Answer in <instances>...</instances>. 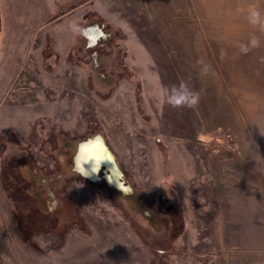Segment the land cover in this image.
<instances>
[{"label":"rangeland","instance_id":"rangeland-1","mask_svg":"<svg viewBox=\"0 0 264 264\" xmlns=\"http://www.w3.org/2000/svg\"><path fill=\"white\" fill-rule=\"evenodd\" d=\"M19 1L34 29L42 18L48 31L76 26L87 46L114 34L109 51L88 62L79 57L82 40L67 51L73 62L59 54L51 65L45 59V68L57 69L49 85L36 56L28 69L19 61L13 83L0 85V134L19 142L6 156L28 153L39 167L55 164L48 155L56 158V149H40L48 133L61 151L57 139L65 135L57 130L83 137L95 128L121 174L114 188L104 169L93 181L67 174L72 179L54 185L19 166L40 210L43 191L53 190L75 229L63 247L36 248L0 185V264H264V0H41L51 14L37 19L32 0ZM73 2L71 15L51 16ZM73 14L80 20L69 25ZM38 32L35 53L43 43ZM181 82L200 93L197 106L165 102L166 89ZM23 114L35 117L18 119ZM124 188L153 213L139 211ZM124 201L137 218L127 217Z\"/></svg>","mask_w":264,"mask_h":264},{"label":"crops","instance_id":"crops-1","mask_svg":"<svg viewBox=\"0 0 264 264\" xmlns=\"http://www.w3.org/2000/svg\"><path fill=\"white\" fill-rule=\"evenodd\" d=\"M42 4L43 3L41 0H32L30 3L32 7H36L38 9L37 11H34L35 19H37L38 16L42 17L44 13L48 15L51 14L48 10H44V8H50L49 3L46 4V6H42ZM22 7H25L24 1L20 2L19 0H7L3 3L0 0V85L9 87L15 80L14 73L18 70L19 61H23L24 65L22 67H25V65L27 64L26 61L29 56L32 57L31 55L36 56L35 60H37L38 63V71L44 73V70H47L46 79L47 84L49 85V73L50 71H52V73L55 72L54 74H56L57 69L52 70L51 68H45L43 66V63L47 60V62H49V65H51L50 60H54V57H57V62H59L58 54L61 55L62 58L67 57L69 62H73L71 55H68L69 52L67 53V51L70 49V52H73L71 50L73 49L72 47H76V41L82 40V38L75 35V32H78L82 37H84V35L81 31L77 30L76 26H72L71 24L73 22L79 21L80 18L76 20V16L73 14L72 17L74 16L73 18L75 20L72 21L73 19L71 18V16L70 18H68L70 20H67V24L71 25L69 28L64 27L63 30L53 28L49 31L44 29L45 23H48L49 20L45 21V19L42 18L40 20H37L38 26H36V29H34L35 20H33V17L30 15L28 16V12L27 14H19L18 8ZM7 8L11 9H8V11ZM12 8L16 10H12ZM75 8V2L69 3L68 10L55 12L51 16H53L54 18L61 16L66 17L67 14L71 15L72 9ZM27 23L32 25V29L26 28ZM39 28H42L40 32H38ZM36 32H38L40 39L43 41L42 45L38 48L37 46H35V48H37V54L35 53V51H33V48H31L32 40ZM50 40H52V43H50ZM79 57H81V55H79ZM25 69H28V67H25ZM45 102H47L48 105L50 103H53L49 100ZM58 103L60 104L62 103V101H59ZM39 114L36 116H39ZM34 117L35 116H32V114L28 116L23 114L19 115L18 119H24L25 121H27L30 119H34ZM2 119L3 117L0 118V123H2ZM57 142L58 146H64L68 151V153H63L58 149L55 150V154L64 168L62 167L61 172L48 174L47 176L41 172L37 173L34 177H36L38 180H42L44 184L53 182L54 185H57V183L61 182L62 178L67 174H73V176L84 177L86 180L89 179L93 181L95 180L94 178L97 175L96 173L101 166H103L104 168L105 178L107 179V181L112 179L113 181L117 180L118 182L119 173L116 171V169H113L114 167L111 164L112 160L109 157L110 155L104 138L101 132H99L98 130L93 132L92 134H89L85 140H73L61 136L57 140ZM68 159L69 162L66 164V160ZM43 194L45 195L43 199H46V202L43 203L42 201V207L45 209V211L53 212L60 218L64 219L71 216L69 206L67 205V203H64L61 198H59V195L57 193H55L53 190H44ZM130 196L133 197V202L137 200L135 195L130 194ZM123 204L122 208L126 212V214H128L127 217L129 218V216L133 214L131 216L135 219L134 213L138 214V211L132 209V207H130L129 205L128 209L127 207H124L125 205ZM138 210L140 211L139 207Z\"/></svg>","mask_w":264,"mask_h":264},{"label":"trees","instance_id":"trees-1","mask_svg":"<svg viewBox=\"0 0 264 264\" xmlns=\"http://www.w3.org/2000/svg\"><path fill=\"white\" fill-rule=\"evenodd\" d=\"M95 18L98 24L101 23L103 28L106 26L104 25V20L96 15H93L92 18ZM107 28V27H106ZM113 32L112 37L110 40L108 39L105 43L101 44L99 41L95 42L94 44L87 46L86 40L82 37L78 32H75L77 37L82 38L83 46L85 47V51L81 58L85 59V61H89L90 57L93 53L103 54L111 48L113 44ZM89 123H95L93 118L87 119ZM88 130L89 132L94 131ZM59 134H64L65 136L70 137L71 139L76 138H84L85 134L83 135H73L72 133L66 132V130H57ZM88 133V132H87ZM56 136H51L50 133L46 135V138L40 141V149H44V145L50 144L51 148H56ZM19 145L17 139L13 136L6 137L4 134H0V185L2 190L4 191L5 195L11 200L12 206L15 210L16 216L20 222L21 229L25 239L33 246L38 249H41L44 252H50L57 248L63 247L66 240V235L68 231L75 229V227H71L75 220L72 218L61 220L59 216L56 214L46 211L43 212L40 210V207L37 204L35 197L29 194L26 191V184L27 181L22 177L19 166L21 165H28L30 170L33 173L43 172L44 170H48L47 173H53L55 170L59 168L58 162L56 158L53 156L52 153L49 152L48 157L53 158V162L55 164L48 165V161L44 160V164L42 166L37 165V159L33 156V154H26L25 156H6V147L8 145ZM21 148V147H20ZM21 149H26L30 151L29 147H22ZM60 150L62 152H66L64 147H61ZM27 151V152H28ZM36 160V161H35ZM48 165V166H47ZM48 167L49 169H46ZM79 177V176H78ZM72 179L71 176L64 177L62 182L66 180ZM64 186V185H62ZM82 230V227H80ZM83 233H87L86 230L82 231ZM44 233L48 234L51 233L55 237L54 243H52L47 248H41L37 243H35L32 239L34 235Z\"/></svg>","mask_w":264,"mask_h":264},{"label":"clouds","instance_id":"clouds-1","mask_svg":"<svg viewBox=\"0 0 264 264\" xmlns=\"http://www.w3.org/2000/svg\"><path fill=\"white\" fill-rule=\"evenodd\" d=\"M259 16V13H256ZM254 44L257 41H253ZM249 49H244L248 51ZM165 102L173 109L193 108L198 105L200 101V93L193 91L192 88L185 82L179 85H173L166 89ZM33 241L41 248H47L55 241V237L51 234L40 233L32 237Z\"/></svg>","mask_w":264,"mask_h":264},{"label":"water","instance_id":"water-1","mask_svg":"<svg viewBox=\"0 0 264 264\" xmlns=\"http://www.w3.org/2000/svg\"><path fill=\"white\" fill-rule=\"evenodd\" d=\"M108 149V148H107ZM108 152H109V157H110V159L112 160V162H111V164L113 165V169H116V171L119 173V175H118V178H119V176H120V174H121V170H120V168L118 167V165H117V163H116V161H115V159H114V157H113V154L111 153V151L110 150H108ZM118 169V170H117ZM117 182V180L116 181H113L112 179L111 180H109V181H107V184L109 185V186H111L112 188H114L115 186H114V184ZM112 183V184H111ZM125 190V192H128L129 193V195L130 194H133V195H135L136 196V198L138 199L137 201H139V204H138V207L139 208H143L144 209V211H146V212H152V210H151V208L149 207V206H147V205H145V204H142L141 202H140V195L139 194H136V190H126V188H124ZM125 203H124V205H126L125 207H127L128 208V203H126V201H124ZM144 205V206H143ZM130 206V205H129ZM131 207V206H130ZM129 209V208H128ZM142 209V210H143ZM153 213V212H152ZM133 215V214H132ZM135 218H137V217H135Z\"/></svg>","mask_w":264,"mask_h":264},{"label":"flooded vegetation","instance_id":"flooded-vegetation-1","mask_svg":"<svg viewBox=\"0 0 264 264\" xmlns=\"http://www.w3.org/2000/svg\"><path fill=\"white\" fill-rule=\"evenodd\" d=\"M93 132H95V130L94 131H92V132H88V133H86L85 134V137L84 138H74L75 140H77V139H81V140H85L87 137H88V135L89 134H92ZM64 137H66V136H64ZM67 138V137H66ZM70 139V138H69ZM73 139V140H74ZM58 140V139H57ZM64 147V146H63ZM65 148V147H64ZM54 149H58V147L56 146V148H54ZM66 149V152H63V153H68V151H67V148H65ZM59 150V149H58ZM53 153V152H52ZM21 156H23V155H21ZM56 156V155H55ZM56 158H57V156H56ZM59 164V168L57 169V170H55L53 173H56V172H61V170H62V167L64 168V166H62L61 165V163H60V161H59V159H58V161H57ZM69 162V159L68 160H66V164ZM65 163V162H64ZM30 169V168H29ZM102 169H104L103 168V166H101L99 169H98V172L100 171V174H102L101 173V171H102ZM41 172V171H40ZM37 173H39V172H37ZM37 173H35V174H37ZM49 174H51V173H49ZM102 178H103V180L105 181V182H107V179L105 178V172L102 174ZM117 183V182H116ZM114 184V186L116 187V185L117 184ZM112 184V183H111ZM36 199V198H35ZM38 201V200H37ZM37 204H38V202H37ZM38 206H39V204H38ZM40 207V206H39ZM44 212H46V211H44ZM53 213V212H52ZM55 214V213H54ZM57 215V214H56ZM58 216V215H57ZM18 219V218H17ZM62 219V218H61ZM19 221V220H18ZM20 223V222H19Z\"/></svg>","mask_w":264,"mask_h":264},{"label":"bare ground","instance_id":"bare-ground-1","mask_svg":"<svg viewBox=\"0 0 264 264\" xmlns=\"http://www.w3.org/2000/svg\"><path fill=\"white\" fill-rule=\"evenodd\" d=\"M115 178V177H114ZM130 189V188H129Z\"/></svg>","mask_w":264,"mask_h":264}]
</instances>
